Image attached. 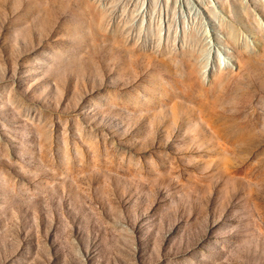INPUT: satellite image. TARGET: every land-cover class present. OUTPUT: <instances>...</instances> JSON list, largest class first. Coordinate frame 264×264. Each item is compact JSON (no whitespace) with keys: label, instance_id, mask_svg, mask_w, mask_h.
Listing matches in <instances>:
<instances>
[{"label":"rangeland","instance_id":"1","mask_svg":"<svg viewBox=\"0 0 264 264\" xmlns=\"http://www.w3.org/2000/svg\"><path fill=\"white\" fill-rule=\"evenodd\" d=\"M0 264H264V0H0Z\"/></svg>","mask_w":264,"mask_h":264}]
</instances>
